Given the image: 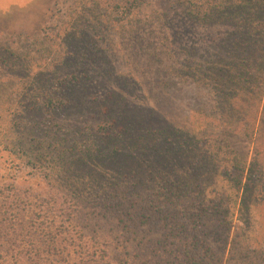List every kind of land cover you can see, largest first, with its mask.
<instances>
[{
    "label": "rangeland",
    "instance_id": "obj_1",
    "mask_svg": "<svg viewBox=\"0 0 264 264\" xmlns=\"http://www.w3.org/2000/svg\"><path fill=\"white\" fill-rule=\"evenodd\" d=\"M85 1L0 0V123L17 126L8 137L59 141L69 168L53 185L94 207L87 232L147 254L166 233L179 244V233L191 232L224 264L264 263V175L258 202L241 210V197L251 202L248 172L264 174V140L253 142L256 122L232 116L224 95L242 59L264 67V38L243 36L264 24V10L202 22L180 0H146L117 27L91 29L74 22ZM82 145L96 157L82 163ZM0 172L45 187L43 167L23 168L4 151ZM116 190L125 192L118 201L108 197Z\"/></svg>",
    "mask_w": 264,
    "mask_h": 264
},
{
    "label": "trees",
    "instance_id": "obj_2",
    "mask_svg": "<svg viewBox=\"0 0 264 264\" xmlns=\"http://www.w3.org/2000/svg\"><path fill=\"white\" fill-rule=\"evenodd\" d=\"M145 1L86 0L74 22L83 23L91 29H112L133 18ZM180 1L189 14L202 22L209 21L210 17L217 14L245 16L250 19L264 10V0ZM243 36L251 42L259 37L264 38V24H254L250 33ZM244 62L242 59L241 64L235 65L233 73L228 77L229 89L224 95L227 99L229 97L232 116H240L244 122L248 119L254 124L256 122L258 127L252 131L255 143L264 140V67L257 69ZM55 102L53 98H46L44 101L45 106L50 108L55 106ZM16 128L12 121L0 123V133L7 134V138L3 137L0 141V152L13 156L23 168L37 171L43 167L47 173L41 177V182L45 185L41 190L28 183L21 184V180L22 183L27 182L22 174L8 177L0 172V264H224L215 257L209 239L201 242L191 232L185 234L181 231L179 244L174 241L172 231L166 233L163 241L155 242L159 248L149 249L148 254L151 255L143 251L131 253L129 249L114 244L115 237L98 233L95 228L87 232V223L84 221L98 215L94 207L83 205L59 185H53L57 182L59 170L68 171L69 168L67 154L59 149V141L50 139L48 142L29 144L21 139L8 137ZM188 136L189 133H184V140H188ZM79 150L82 163L95 158L97 154L89 146L82 145ZM257 171L250 170L247 174L249 183L246 185L249 187L244 193L251 202L246 203L245 198L241 197V210L244 214H248L251 203L258 202L259 193L262 192L263 178L260 175L264 174L261 169ZM240 182V179L237 180L236 185H240ZM73 190V194L81 195L84 187L78 186ZM122 190L128 193L131 188ZM122 190L112 191L108 193V197L112 195L118 201L117 198L121 196L118 191ZM243 190L245 191L244 188ZM198 192L204 194L202 190ZM156 198L160 200L158 196ZM131 206L133 205H129ZM112 207L100 205V210L107 216L106 213L113 212ZM205 224L207 227L209 220ZM233 244V254L242 255L241 246ZM254 260L252 257L232 264H264L254 263Z\"/></svg>",
    "mask_w": 264,
    "mask_h": 264
}]
</instances>
